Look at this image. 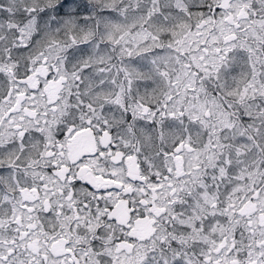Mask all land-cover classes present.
<instances>
[{
  "label": "snow or ice",
  "instance_id": "6c2138e0",
  "mask_svg": "<svg viewBox=\"0 0 264 264\" xmlns=\"http://www.w3.org/2000/svg\"><path fill=\"white\" fill-rule=\"evenodd\" d=\"M0 264H264V0H0Z\"/></svg>",
  "mask_w": 264,
  "mask_h": 264
}]
</instances>
